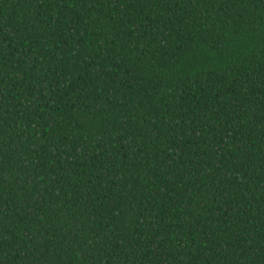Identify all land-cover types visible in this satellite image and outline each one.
<instances>
[{
    "label": "trees",
    "instance_id": "1",
    "mask_svg": "<svg viewBox=\"0 0 264 264\" xmlns=\"http://www.w3.org/2000/svg\"><path fill=\"white\" fill-rule=\"evenodd\" d=\"M0 264H264V0H0Z\"/></svg>",
    "mask_w": 264,
    "mask_h": 264
}]
</instances>
